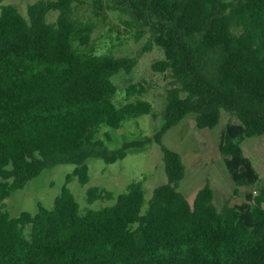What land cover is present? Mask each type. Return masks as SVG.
Masks as SVG:
<instances>
[{"label": "trees", "instance_id": "obj_1", "mask_svg": "<svg viewBox=\"0 0 264 264\" xmlns=\"http://www.w3.org/2000/svg\"><path fill=\"white\" fill-rule=\"evenodd\" d=\"M76 1L36 0L28 16L0 5V264H264V188L219 210L206 184L190 202L179 189L182 156L162 142L188 116L199 129L215 128L224 110L238 120L219 141L233 192L259 184L242 143L264 136V0H113L162 49L153 68L168 79L163 127L116 149L100 130L150 114L152 104L114 101L112 78L133 59L90 49L94 24L74 17ZM153 140L167 181L145 210L140 181L110 205L81 209L69 183L90 181L89 159L114 163ZM60 164L74 169L51 207L4 210L14 191ZM103 198L113 193L87 189L90 203Z\"/></svg>", "mask_w": 264, "mask_h": 264}, {"label": "rangeland", "instance_id": "obj_2", "mask_svg": "<svg viewBox=\"0 0 264 264\" xmlns=\"http://www.w3.org/2000/svg\"><path fill=\"white\" fill-rule=\"evenodd\" d=\"M35 1L0 0V5L12 4L24 16H28V6ZM57 15V12L50 13L48 20L55 21ZM74 17L94 24L90 43V49L94 52L133 59V66L129 71L121 70L112 78L117 86L114 101L120 105L142 99L152 104V113L131 117L117 129L104 126L97 137L105 140L110 149L119 148L125 142H141L153 137L164 125L161 113L168 87L165 74L153 68L154 61L163 57L162 49L151 43V35L146 28L131 24L127 11L113 0H77L74 4ZM131 86L134 90L129 94L128 89ZM237 121L234 116L223 110L220 122L215 128L199 129L194 118L188 116L163 135V144L182 156L186 173L179 189L190 202L206 184L213 189V202L219 210H223L227 205L241 204L245 202L249 192L252 191L256 195L264 188V136L252 137L246 139L242 147L244 154L254 163L260 175V182L254 188L243 187L238 193L233 192L235 185L225 166L219 141L226 124ZM106 133L109 135L108 139L105 137ZM88 164L90 181L81 185L74 178L69 183L83 211L114 203V197L125 191L132 181L142 183L145 191V210L154 189L167 181L160 145L155 140L142 147L130 148L124 159L114 163L91 158ZM73 169L72 164H60L44 169L22 189L14 191L4 200V210L11 215H17L23 210L36 212L39 203L51 207L65 184L67 174ZM93 186L111 191L113 199H97L90 203L87 199V189Z\"/></svg>", "mask_w": 264, "mask_h": 264}]
</instances>
